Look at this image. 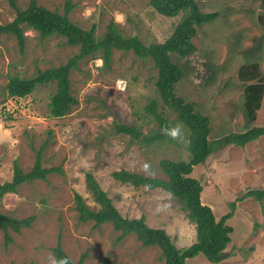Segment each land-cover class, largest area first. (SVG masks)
Listing matches in <instances>:
<instances>
[{
  "label": "rangeland",
  "instance_id": "rangeland-1",
  "mask_svg": "<svg viewBox=\"0 0 264 264\" xmlns=\"http://www.w3.org/2000/svg\"><path fill=\"white\" fill-rule=\"evenodd\" d=\"M37 1L63 12L65 0ZM28 2L0 0V23L11 21L17 8H25ZM71 2L74 7L69 17L82 28L94 25L95 34L100 36L113 20L123 34L136 35L147 44L163 41L180 18V14H159L149 0ZM197 2L202 11L220 14L198 27L193 38L196 50L191 55L174 57L182 69L175 91L195 101L209 117L212 138L247 126L238 69L247 62L242 51L254 48V52L264 53V29L257 20L264 13V0ZM25 35L21 47L13 35L0 34V182L11 178L14 160L28 171L44 142L42 165L60 167L62 172L22 183L17 192L2 197L0 212L35 218L30 227L11 232L13 241L7 245L0 228V264H48L59 239L73 261L86 252L82 264H163L160 249L143 246L135 234L119 240V231L109 222L98 227L92 220L80 222L74 198L77 192L89 207H98L86 187L85 174L91 172L123 216L144 215L149 226L164 228L179 248L194 242V223L176 197L158 187L146 190L111 176L121 168L145 174L142 166L148 162L153 176L165 177L159 167L161 159L188 158L189 149L168 137L154 143L129 144L128 135L113 128L114 121L135 123L144 134L155 127L153 116L145 109L152 99L158 102L159 110L161 105L152 61L118 49L113 50L108 67H103L100 58H85L70 75L78 102L64 116L52 117L48 102L54 83L38 85L22 97L7 96L5 85L10 75L31 77L38 70L65 63L77 52V46L67 44L61 36L41 38L32 28H27ZM256 56L253 58L264 67V56ZM166 116L171 125L178 123L173 112L168 110ZM249 125H264V93ZM191 175L201 181V200L217 218L231 210V202L235 206L227 220L233 228L227 255L211 262L198 253L187 259V264H264V197L257 200L245 195L248 190L264 188V135L244 146L228 145L214 151L204 163L193 167ZM158 206L167 207L157 212Z\"/></svg>",
  "mask_w": 264,
  "mask_h": 264
},
{
  "label": "trees",
  "instance_id": "trees-1",
  "mask_svg": "<svg viewBox=\"0 0 264 264\" xmlns=\"http://www.w3.org/2000/svg\"><path fill=\"white\" fill-rule=\"evenodd\" d=\"M149 4L161 15L176 17L180 14V18L174 24L172 32L163 41L147 44L136 35L123 34L113 20L108 23L100 36L95 34L94 25L88 29L82 28L69 17L74 7L71 0H65L63 12L51 10L39 4L37 0H29L25 8H17L16 15L11 21L0 23V34L13 35L18 44L23 47L25 30L32 28L41 38L53 35L64 37L67 44L77 46V52L65 63L38 70L34 76L10 75L5 91L9 97H22L30 94L38 85L54 83L55 91L50 96L48 111L52 117H61L78 102L72 93L70 75L80 61L87 57L100 58L103 67H108L114 49L132 51L140 58L150 59L156 69L154 85L161 105L159 110L158 102L152 99L146 104L145 109L153 116L155 127L144 134L135 123L114 121L113 128L116 133L128 135L129 144L136 141L154 143L166 137L161 134V128L166 124L169 126L172 124L166 116L169 110L176 115L175 120L182 122L190 131L189 155L187 159H161L159 167L165 177H148L141 172L124 168L112 171L111 176L120 183L135 187L146 184L151 185L150 189L158 187L176 197L181 208L186 212V217L194 223L195 240L189 246L179 248L164 228L149 226L144 215L133 218L123 216L91 172H86L85 182L98 207L96 209L89 207L84 198L75 192L77 218L80 222L92 220L95 227L103 223H111L113 228L119 231L117 237L119 240L128 234H135L143 246H155L160 249L163 264H187V259L198 253H202L211 262H217L222 259L219 255L225 252L231 241L230 234L233 228L227 220L233 214L235 203L231 202V210L217 218L213 209L202 202V183L191 173L195 165L204 163L214 151L228 145L244 146L264 135V125H249L255 120L256 111L261 106L264 93V72L262 71L264 67H260L258 60L253 57L258 54L264 56V53L254 52V48L241 52L247 59V62L238 69L246 128L211 138L209 117L202 113L195 101L187 100L175 91L177 82L182 78V69L174 57L186 58L191 55L196 50L193 38L197 34L198 27L213 21L220 12L202 11L197 0H149ZM257 20L264 29V13L259 14ZM45 145V142L42 143L36 150L34 164L28 171H24L17 160L13 161L11 178L0 182V200L9 192H17L22 183L36 179L45 180L51 172H62L60 167L42 165L41 153ZM245 195L261 200L264 197V188L248 190ZM34 218V215L18 218L0 212V228L3 231L4 244L7 245L13 241L11 232L19 233L21 228L30 227ZM52 253L54 257H69L60 239L52 247ZM85 258L86 252H83L77 261L71 259V264H82Z\"/></svg>",
  "mask_w": 264,
  "mask_h": 264
},
{
  "label": "clouds",
  "instance_id": "clouds-1",
  "mask_svg": "<svg viewBox=\"0 0 264 264\" xmlns=\"http://www.w3.org/2000/svg\"><path fill=\"white\" fill-rule=\"evenodd\" d=\"M161 134L168 137L169 139L175 140L185 148L190 147L191 139H190V131L186 129V127L181 123H176L175 125H164L161 128ZM142 171L146 174V176L151 177L154 175L152 171L151 165L148 162H145L142 166ZM145 189H150L151 185H145ZM167 206H158L156 211H164ZM48 264H71V258L67 256L62 257H54L50 255L48 257Z\"/></svg>",
  "mask_w": 264,
  "mask_h": 264
},
{
  "label": "water",
  "instance_id": "water-1",
  "mask_svg": "<svg viewBox=\"0 0 264 264\" xmlns=\"http://www.w3.org/2000/svg\"><path fill=\"white\" fill-rule=\"evenodd\" d=\"M226 255H227V252L225 251V252L221 253V254L219 255V257L222 258V257H225Z\"/></svg>",
  "mask_w": 264,
  "mask_h": 264
}]
</instances>
